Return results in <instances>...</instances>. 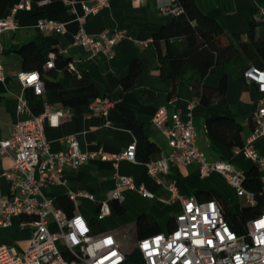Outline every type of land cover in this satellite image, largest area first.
I'll return each instance as SVG.
<instances>
[{
    "label": "crops",
    "instance_id": "1",
    "mask_svg": "<svg viewBox=\"0 0 264 264\" xmlns=\"http://www.w3.org/2000/svg\"><path fill=\"white\" fill-rule=\"evenodd\" d=\"M20 1H25L26 7L14 15L17 27L5 29L0 33V64L5 76V80L0 81V140L11 136L13 126L18 121L30 117L26 112L17 111V95L22 92L21 89L19 91L21 84L17 75L24 71L18 49L28 42L37 43L44 53L57 52L64 58H70L71 66L92 80L100 96L111 98L114 104L107 114L102 116L93 113L89 105L64 106L56 90L44 89L41 94L44 109L49 107L53 111L62 112L61 116L53 119L48 115L44 116L43 129L49 151H66L68 145L64 139L73 135L81 152L97 154L76 167L65 164L60 182L46 185L43 190L52 201L59 195L68 196L70 192L92 194L94 200L80 197L76 210L88 221L90 228H97L93 233L109 231L121 246L123 235L119 229L133 223L135 233V220L139 214H151L158 222L160 232L167 233L173 228L174 217L181 211V201L172 197L165 185L157 184L147 174L145 162L124 158L115 161L109 156L120 155L127 145L135 140L132 131L125 125V117L140 122L143 133L158 145L159 149L150 156V160L156 161L162 156H171L174 153L173 148L162 127L152 122V116L172 98L173 103L168 106L169 111L177 112L184 120H191L196 131V145L208 161L223 159L243 170L253 165L249 160L251 164L247 167L241 152L237 153L235 148L231 149L213 140L206 132L205 120L210 112L213 115L232 116L243 127L247 138L254 128L252 114L258 108L259 100L264 98V92L259 91L254 82L245 80L241 83L234 75H229L225 92L227 107L221 109L205 107L198 98L191 95L185 83H178L175 92L169 96L172 83L160 76L158 49L152 41V36L160 26L169 21V14L162 12L161 8L168 5L170 0H107L106 4L88 14L84 13L82 1L46 0L39 4L31 0H0V18L8 15L10 6ZM194 1L203 13L219 21L228 32L244 35L250 22H260L264 19V0ZM89 3L93 4L94 1ZM40 5L44 6L42 10L39 9ZM40 18L62 23L64 31H40L37 27ZM79 29L88 35L111 34L122 29L126 36L110 46L109 56L103 48L93 51L75 44L74 35ZM133 60L138 62L140 71L132 85L123 88L120 82L127 76L130 62ZM223 72L222 65L216 66L214 71L204 78L203 83L215 87ZM191 102L193 105L188 109ZM51 120H56V123ZM254 146L259 154L264 155V136L256 139ZM12 153L11 149L0 153V173L11 167ZM118 175L131 177L135 184H143L153 193V197H143L136 191L125 188L122 190V201H111V212L102 217L104 221L101 222L97 218L98 203L106 199L107 191L113 187ZM161 177L165 183L173 180L177 193L183 197L201 191H215L230 211L233 207L236 210L247 204L245 199L237 202L225 192L220 183H229L220 173L213 171L207 177H200L195 163L183 166L172 162L169 164V173ZM10 188V182L2 178L0 190L7 194ZM196 197L204 195L199 194ZM113 202L121 206L122 213L112 208ZM22 219L23 217H13L10 226L0 228V245H11L18 251L28 246L31 233L28 227L19 226Z\"/></svg>",
    "mask_w": 264,
    "mask_h": 264
},
{
    "label": "built area",
    "instance_id": "2",
    "mask_svg": "<svg viewBox=\"0 0 264 264\" xmlns=\"http://www.w3.org/2000/svg\"><path fill=\"white\" fill-rule=\"evenodd\" d=\"M46 0L38 3L43 4ZM93 4L82 1L84 13L94 12L106 4L107 0H91ZM143 1V0H139ZM26 7L25 1L10 6L9 14L0 18V33L5 29H14L17 23L14 15ZM169 15L178 14L181 9L176 0L161 8ZM37 27L42 32L51 30L64 31L62 23L45 18L38 19ZM125 31L118 29L111 34L88 35L82 29L74 35V43L98 51L103 48L111 56L110 46L125 38ZM2 47L0 44V53ZM54 52L47 54L43 67L53 66ZM248 82H254L257 89L264 92V70L251 66L244 72ZM35 77V79H32ZM22 87H31L35 94H42L44 84L38 71H23L17 75ZM5 76L0 64V81ZM167 105L159 107L152 116V122L162 127L173 148V155L145 162L147 174L159 185H165L172 197L181 201V211L174 217V226L167 233L158 232L137 240L136 247L141 253L144 264H264V213L249 218L243 225L242 232L233 230L226 221L221 206L214 199L200 200L195 195L180 196L174 181L165 183L161 175L169 173V164L188 166L195 163L200 177H207L216 171L243 197L247 204H254V197L244 185L245 171L223 159L208 161L196 145V131L190 119L184 120L177 112H171ZM113 100L100 96L89 104L93 113L105 116ZM191 102L188 106L190 109ZM17 111L28 113L30 117L18 121L8 139L0 140V153L13 151L12 165L0 173L10 182V192L0 190V228L12 224L13 217H23L19 226L28 227L31 233L28 246L18 251L11 245H0V264H125L126 253L109 231L93 233L88 221L76 210L78 199L85 197L94 200L87 192H70L68 197L73 204V212L68 215L55 207L43 187L59 183L65 164L78 166L96 153H84L78 148L75 136L64 140L66 151L51 153L44 135V116L50 119L62 115L45 107L39 115H31L22 92L17 95ZM190 116V113H188ZM254 128L246 138L245 144L235 148L244 157L258 166L260 183L264 190V155L259 154L254 141L264 136V98L259 100L258 108L253 112ZM56 123V120H51ZM101 154V153H100ZM136 140L129 143L120 155H109L115 161L124 158L136 160ZM104 156V154H102ZM131 189L143 197L152 198L143 184H135L128 176L116 177L113 187L106 194V199L98 203L97 218L101 219L111 212L110 202L122 201L123 189ZM109 240L111 243H109ZM147 245V247H145Z\"/></svg>",
    "mask_w": 264,
    "mask_h": 264
},
{
    "label": "trees",
    "instance_id": "3",
    "mask_svg": "<svg viewBox=\"0 0 264 264\" xmlns=\"http://www.w3.org/2000/svg\"><path fill=\"white\" fill-rule=\"evenodd\" d=\"M74 1L89 2L91 0ZM176 1L181 11L176 15H169V21L160 26L152 36V41L158 49L157 61L160 76L169 79L172 83L169 96L175 92L178 83H185L191 95L198 98L205 107L226 108L225 92L228 76L234 75L241 83H244L246 79L243 74L251 66L264 70V19L260 22H250L247 32L242 35L237 32H228L219 21L203 13L194 0ZM43 8V5L39 6L40 10ZM40 15L43 14L40 13ZM18 53L21 57L22 69L38 71L44 89L58 91L59 100L64 106L89 105L100 97L92 80L86 74L78 73L71 66L70 58H64L61 54L54 52L53 66L44 68L47 53H44L35 42L22 45ZM218 65L224 67L218 84L215 87L205 85L204 78ZM139 71L138 62L131 61L127 76L120 82L122 87H130ZM20 89L31 113L41 114L44 111L41 94H35L29 86H20L19 91ZM124 122L136 140V160L149 161L150 156L159 149L158 145L143 133L140 122L130 117H125ZM205 127L207 134L213 140L231 149L240 148L245 144L246 136L243 133V127L232 116L213 115L210 112L206 116ZM244 171L243 185L252 193L254 204H245L230 211L215 191H201L195 194L196 196L204 195V197H198L200 200H216L221 206L226 221L238 233L242 232L246 220L264 213L261 172L254 163ZM53 204L68 215L73 212L72 201L65 194L55 197ZM112 208L118 213L123 212L121 206L114 202ZM172 223L174 226V221ZM91 230L95 232L97 228L91 227ZM158 232H160V226L151 214L144 212L137 216L136 240ZM125 264H144L137 247L132 252L126 253Z\"/></svg>",
    "mask_w": 264,
    "mask_h": 264
},
{
    "label": "rangeland",
    "instance_id": "4",
    "mask_svg": "<svg viewBox=\"0 0 264 264\" xmlns=\"http://www.w3.org/2000/svg\"><path fill=\"white\" fill-rule=\"evenodd\" d=\"M243 159L246 161L247 167L250 166L251 162L249 160H247L246 158H243ZM218 182H220V181H218ZM220 184H221V186H223L225 192L229 193L233 199L237 200V202H239L240 200H244V198L239 196L237 194L236 190L230 184L224 185V181L221 182ZM232 211H234V207L232 208ZM100 220L102 222V221H104V218H101ZM119 231L121 232V235H123L121 248L126 253L132 252L134 250V248L136 247V244H137V240H136L135 233H134V224L128 223L125 226V228L121 227L119 229Z\"/></svg>",
    "mask_w": 264,
    "mask_h": 264
},
{
    "label": "snow or ice",
    "instance_id": "5",
    "mask_svg": "<svg viewBox=\"0 0 264 264\" xmlns=\"http://www.w3.org/2000/svg\"><path fill=\"white\" fill-rule=\"evenodd\" d=\"M32 79H35V77H32ZM109 243H111V241L109 240ZM145 247H147V245H145Z\"/></svg>",
    "mask_w": 264,
    "mask_h": 264
}]
</instances>
